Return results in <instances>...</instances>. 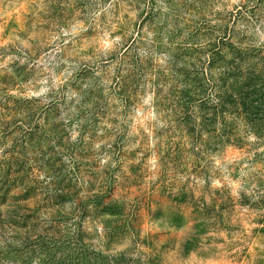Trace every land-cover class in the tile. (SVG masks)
Returning <instances> with one entry per match:
<instances>
[{"label": "rangeland", "instance_id": "1", "mask_svg": "<svg viewBox=\"0 0 264 264\" xmlns=\"http://www.w3.org/2000/svg\"><path fill=\"white\" fill-rule=\"evenodd\" d=\"M0 264H264V0H0Z\"/></svg>", "mask_w": 264, "mask_h": 264}]
</instances>
